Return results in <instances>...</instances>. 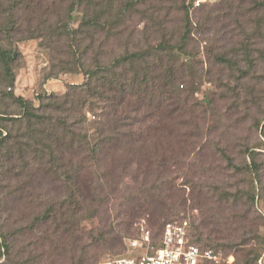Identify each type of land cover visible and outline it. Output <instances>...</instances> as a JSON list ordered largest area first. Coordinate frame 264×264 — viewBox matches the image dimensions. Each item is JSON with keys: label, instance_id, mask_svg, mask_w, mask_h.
I'll use <instances>...</instances> for the list:
<instances>
[{"label": "rangeland", "instance_id": "1", "mask_svg": "<svg viewBox=\"0 0 264 264\" xmlns=\"http://www.w3.org/2000/svg\"><path fill=\"white\" fill-rule=\"evenodd\" d=\"M89 1L0 0V49H9L12 41L19 53L12 92L38 108L42 97L62 98L71 85L85 83L73 59L76 44L87 50L88 65L99 54L109 63L126 52L153 53L162 46L167 51L150 59L163 58L150 74L159 78L157 89L147 90L146 98L127 97L114 114L124 126L120 132L136 134L140 140L105 158L97 169L86 162L76 178L86 205L79 222H74L75 232L65 218L32 228L40 215L69 195L64 176L56 180L53 172L58 170L49 157L41 162L29 155L27 165L3 151L0 234L8 235L10 257L1 258L0 264H81L83 259L84 264H100L117 253H152L168 222H187L190 240L200 238L199 246L213 248L208 250L218 254V264H240L238 250L252 252L257 264H264V0H187L188 29L180 0H148L123 17L116 35L109 38L105 31L77 32L81 20L93 16ZM124 1L92 0L91 7L106 10L111 3L116 13ZM187 30L191 34L182 45ZM167 67L174 70L171 81L163 77ZM51 75L57 78L49 79ZM10 92L0 62V115L17 117L20 108L7 97ZM93 112L85 107L73 116L55 114L76 126L86 117L93 130L101 124L99 117L106 121L109 111L99 107ZM6 126L4 136L8 130L15 136L25 129L24 124ZM5 146L17 150L14 139ZM248 150L256 154L258 176L239 173L226 159L240 167L252 166ZM64 157L73 165L82 158L68 151ZM153 190L168 208L136 213L135 197ZM252 190L254 203L246 196ZM224 193L233 196L230 203H222ZM95 210L96 215L88 217ZM111 225L123 237V245L95 249L90 260L80 247L90 243L91 234ZM3 241L0 238V244Z\"/></svg>", "mask_w": 264, "mask_h": 264}, {"label": "trees", "instance_id": "2", "mask_svg": "<svg viewBox=\"0 0 264 264\" xmlns=\"http://www.w3.org/2000/svg\"><path fill=\"white\" fill-rule=\"evenodd\" d=\"M148 0H125L120 8L114 13L113 6L109 3L105 8L99 7V9L92 8V0L89 1L87 7L94 9L93 16L90 20L82 19L81 28L78 33H90L96 31H105L109 37L116 35L114 30L116 26L122 24L123 17H125L131 10H133L138 4H146ZM187 0H180L182 3V11L185 15L186 28L191 27L190 20V8L186 5ZM100 4L96 3V6ZM110 9L112 11H110ZM114 14V15H113ZM85 28V29H84ZM66 35L71 36L67 32V27L63 28ZM108 29V31H106ZM69 33V34H68ZM191 33L187 30L181 39L182 45L187 43V37ZM78 46H72L73 59L77 65L81 68V72L86 78V82L81 85H71V90L65 94L62 98L58 97H42L41 104L37 108L30 100L23 97L16 96L12 90L15 87V74L13 67L18 58V47L15 42L11 41V47L7 50L0 49V62L3 67V78L7 83V87L11 89V92L7 94V97L11 102L20 108V115L15 116H1L0 115V154L3 151H7V157H15L17 155L18 160L24 161L28 165V156L33 155L37 157L41 162L46 155L51 164L57 168V172H53L56 175V180H61L62 176L65 178V187L69 191L68 197L55 207H49L43 215H40L36 222L32 225V228L37 226L38 222L48 223L55 222L61 219L72 222V228L80 218L78 217L80 212H83L86 205V198L80 189L76 178L80 175L83 168H85L86 162L89 163V168H98L102 161L111 154L119 153L123 151L125 147L132 143V141L139 142V137L135 134V137L120 132L124 126L122 121L114 118L116 115V109L125 102L129 96H136L142 99L146 98L147 90L151 89L154 93V89L157 87L156 83L159 78H152L151 72L159 67V64L163 62V58L158 60L153 59L151 56L160 57L159 55L166 50L164 47H160L154 50L153 53L144 52H126L125 54L112 59L109 63H103L100 58V54L95 57L90 65L86 63L85 57L87 50H84L81 44ZM172 47V46H171ZM173 49V47H172ZM182 50L181 46L179 47ZM161 65V64H160ZM171 69V70H170ZM170 73L174 74V70L171 67L166 68V72L163 75L165 79H169ZM172 74V75H173ZM57 75V74H56ZM56 75H51L50 78H57ZM171 81V79H169ZM139 89L138 92H135ZM141 89L143 92L139 93ZM157 89V88H156ZM79 96H83L82 100H79ZM47 101V102H45ZM89 107V111L94 113L95 108L107 107L109 113H107L106 121H102L99 117L101 124L97 127L89 128V120L85 117L77 120V125L68 124L67 119L64 116L56 115L55 113H71L73 116L81 109ZM113 116V117H112ZM25 125V129L19 135L12 136L10 130L6 136H4L3 129H6V125ZM84 129V130H83ZM93 131V132H91ZM8 139L15 140L17 144V150L12 151L8 149L5 144ZM135 139V140H134ZM68 151L73 157H82L79 164H70L65 160L64 152ZM249 156L252 158V166L246 168L234 165L233 161L226 156L229 165L239 173L249 172L251 175H259V166L255 162L256 154L254 151L248 150ZM84 159V160H83ZM251 186L254 187L252 184ZM148 193L145 197H135V207L133 208L136 213L146 214L153 213L155 211H165L167 205L164 204L161 195L156 191L142 192ZM217 193V192H216ZM247 198L254 203L256 193L248 192ZM222 203H230L233 196L228 193H224L220 196ZM235 197L234 200H237ZM235 205V203L233 204ZM58 207V209H56ZM171 210V208H170ZM97 213L89 212L88 217H93ZM76 222V223H74ZM174 222V221H173ZM169 223V222H168ZM162 226L164 231L165 226ZM71 228V229H72ZM66 230V231H65ZM64 231L67 232V227ZM76 231L75 229L73 230ZM7 234H0V238L4 241L0 244V260L4 256L10 254V246L7 244ZM90 243L85 246H81V251L90 256V253L99 248L114 249L119 244L123 245V237H119L116 233L115 227L112 225L108 229L98 232L96 235L89 236ZM79 240V238H75ZM247 241V240H246ZM202 242L200 238L192 239L191 244L198 246L202 250L213 249L210 246L202 248L199 244ZM248 244H237L235 248L247 246ZM223 247V246H222ZM232 247V246H231ZM234 248V247H233ZM90 249V251H89ZM242 251V259L240 264H257L258 257H252V252L246 250H238V253ZM135 252V251H134ZM137 252H135L136 254ZM85 255V256H86ZM133 253L126 255L118 254L115 257L132 256ZM10 257V255H9ZM88 259V258H87ZM91 260V256L89 257ZM85 259L81 260V264L86 263ZM84 261V262H83Z\"/></svg>", "mask_w": 264, "mask_h": 264}, {"label": "built area", "instance_id": "3", "mask_svg": "<svg viewBox=\"0 0 264 264\" xmlns=\"http://www.w3.org/2000/svg\"><path fill=\"white\" fill-rule=\"evenodd\" d=\"M132 250L138 241L131 243ZM142 247V246H141ZM219 257L212 250H202L191 244L188 223H169L165 226L160 246L152 253L108 258L100 264H218Z\"/></svg>", "mask_w": 264, "mask_h": 264}]
</instances>
